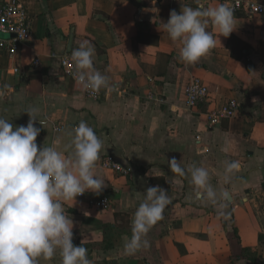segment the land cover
Masks as SVG:
<instances>
[{
    "label": "crops",
    "instance_id": "crops-1",
    "mask_svg": "<svg viewBox=\"0 0 264 264\" xmlns=\"http://www.w3.org/2000/svg\"><path fill=\"white\" fill-rule=\"evenodd\" d=\"M16 1L27 12L32 34L15 57L0 53V117L26 126V111L37 109L44 121V127L35 121L39 147L51 146L57 136L63 147L82 120L103 141L96 171L106 187L65 205L74 221V245L87 248L92 264H264V17L235 15L237 27L219 37L222 46L218 41L190 65L178 58L181 45L161 25L172 10L196 7L195 0ZM85 39L95 47L94 67L114 86L102 89L99 101L86 98L59 63ZM36 57L40 67L32 65ZM192 78L208 91L206 103L195 109L185 104ZM230 100L241 104L237 117L210 127L207 110ZM107 157L133 171L122 176L102 168ZM173 157L185 168L206 167L213 186L230 193L227 220L216 206L193 199L190 174L170 171ZM231 160L241 168L225 184V162ZM156 185L171 203L148 233L150 248L126 255L124 237L131 235L134 212L144 190ZM103 197L107 209L88 203ZM233 228L239 244L230 238ZM242 247L255 252V262L236 258ZM39 264H61L59 252Z\"/></svg>",
    "mask_w": 264,
    "mask_h": 264
},
{
    "label": "clouds",
    "instance_id": "clouds-1",
    "mask_svg": "<svg viewBox=\"0 0 264 264\" xmlns=\"http://www.w3.org/2000/svg\"><path fill=\"white\" fill-rule=\"evenodd\" d=\"M195 2L196 7L182 5L179 13L172 10L161 25L170 39L181 45L178 58L190 65L206 57L218 41L222 46L219 37L230 36L237 27L234 9L227 2ZM94 56L95 47L87 39L71 50L74 78L91 94L114 87L110 78L94 67ZM37 111H26L30 117L26 126H14L0 117V264H39L41 259H53L57 252L61 264H92L87 248L73 243L74 221L65 205L86 192L99 194L106 187L96 171L103 141L82 120L68 134L71 139L63 147L62 136H57L51 146L39 147ZM39 123L44 125V121ZM225 164L224 182L229 184L241 164L238 160ZM168 166L181 177L190 174L193 199L216 206L218 215L228 219L230 193L213 186L206 167L193 163L185 168L175 157ZM170 203V195L159 185L144 190L143 201L131 220V235L124 237V254L130 256L150 248L148 233L164 218Z\"/></svg>",
    "mask_w": 264,
    "mask_h": 264
},
{
    "label": "built area",
    "instance_id": "built-area-1",
    "mask_svg": "<svg viewBox=\"0 0 264 264\" xmlns=\"http://www.w3.org/2000/svg\"><path fill=\"white\" fill-rule=\"evenodd\" d=\"M217 3L227 2L234 9V15L244 14L248 18L253 16L264 17V1L253 2L250 0H211ZM31 26L27 12L22 4L16 0H0V53H6L10 58L16 56L22 47L31 38ZM59 63L64 76L73 79L76 71L71 60V53H66L59 58ZM34 67L41 66L40 58L32 61ZM14 73H18L16 68ZM77 83V82H76ZM79 85V84H78ZM82 88V87H80ZM83 90V89H82ZM86 98L99 101L102 97V89L97 94H91L83 90ZM208 98V91L205 85L197 78H192L185 88V104L189 109H195L205 104ZM241 104L236 100H230L217 108L209 109L206 118L210 127L220 124L223 120H230L237 117ZM60 131L61 127L55 128ZM102 168L112 170L122 176H128L133 169L130 166H122L112 157L102 161ZM78 197H82L78 196ZM89 205L97 210H104L109 207L106 197L98 200H90Z\"/></svg>",
    "mask_w": 264,
    "mask_h": 264
},
{
    "label": "trees",
    "instance_id": "trees-1",
    "mask_svg": "<svg viewBox=\"0 0 264 264\" xmlns=\"http://www.w3.org/2000/svg\"><path fill=\"white\" fill-rule=\"evenodd\" d=\"M247 68H250L249 63H247ZM230 238L233 242L236 241V243L239 244V237H238L237 230L235 228H233ZM236 258H246L250 261L255 262L256 254L251 249L242 247L238 250V255L236 256Z\"/></svg>",
    "mask_w": 264,
    "mask_h": 264
},
{
    "label": "water",
    "instance_id": "water-1",
    "mask_svg": "<svg viewBox=\"0 0 264 264\" xmlns=\"http://www.w3.org/2000/svg\"><path fill=\"white\" fill-rule=\"evenodd\" d=\"M70 46H71V42H70ZM231 199H230V197H229V201H230Z\"/></svg>",
    "mask_w": 264,
    "mask_h": 264
}]
</instances>
